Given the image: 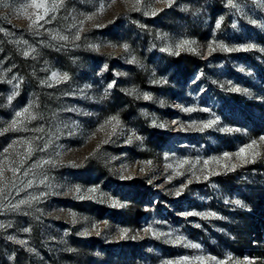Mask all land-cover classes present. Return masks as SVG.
Returning <instances> with one entry per match:
<instances>
[{
    "label": "rangeland",
    "instance_id": "rangeland-1",
    "mask_svg": "<svg viewBox=\"0 0 264 264\" xmlns=\"http://www.w3.org/2000/svg\"><path fill=\"white\" fill-rule=\"evenodd\" d=\"M24 2H0V129L29 103L37 117L20 118L21 130L0 135V166L8 183L0 196V224L5 226L0 227V264H159L181 255L224 259L226 254L264 264V145L254 163L233 172L224 174L210 165L222 174L203 179L207 170L200 171L203 159L235 152L264 136V52L217 50L209 55L207 49L213 39L229 46L264 47V0H235L239 10L229 7L227 0H174L170 7L163 0H144L142 11L131 10L125 0H115L111 7V0H103L106 11L84 24L79 40L73 39L78 22L96 12L102 0H65L55 19L41 21L38 30H29L28 19L16 11ZM151 8L162 11L145 15ZM57 35L69 39H54ZM181 39L195 40L199 54L161 51ZM125 43L130 46L127 51ZM90 44L100 45L99 51ZM31 49V55L22 54ZM52 72L67 73L69 79L57 83L50 79ZM233 86L248 89V94L227 90ZM13 93L18 94L9 103ZM145 93L152 98L144 99ZM180 105L209 108L220 117L218 128L241 131L180 130L181 123L187 128L193 120L211 118V113L199 110L185 113ZM113 115L121 121L118 134L90 156L111 128L91 133ZM154 119L168 127L153 126ZM132 131L143 140L125 143ZM13 141L17 144L9 147ZM25 141L34 148L27 158ZM165 153L175 155L165 159ZM184 158L201 159L195 168L200 180L187 171L189 165L179 167L186 175H175L177 160ZM149 160L151 165L142 163ZM170 163L172 169L167 168ZM11 167L20 168L15 177ZM122 174L133 178L121 180ZM188 179L193 182L180 196L174 195ZM74 185L99 186L105 202L76 199L69 191ZM31 197L39 199L13 209ZM109 198L127 206L114 208ZM236 199L245 207L232 203ZM69 210L77 214L75 223ZM184 212L217 216L181 215ZM97 222L100 235L92 228ZM150 224L202 247L186 248L145 235L143 228ZM85 228L92 234L78 235ZM118 228H129V235L138 233V238L116 239ZM9 236L27 244H17Z\"/></svg>",
    "mask_w": 264,
    "mask_h": 264
},
{
    "label": "snow or ice",
    "instance_id": "snow-or-ice-1",
    "mask_svg": "<svg viewBox=\"0 0 264 264\" xmlns=\"http://www.w3.org/2000/svg\"><path fill=\"white\" fill-rule=\"evenodd\" d=\"M0 2H2V0H0ZM163 2L166 3L167 6L170 7L172 5V3H174V0H163ZM113 3H115V0H111V3L107 4V7H111ZM125 3L130 4L131 10H133V11H142V8L140 6L144 3V0H125ZM227 4L229 7L239 10V5L235 2V0H227ZM64 5H65V0H25V2L23 4H21L20 7L18 9H16V11L28 19V21L30 22L29 26H28L29 30H38L39 28L43 27V24L41 23V21H43L44 23H50L51 20L49 18L55 19V14L60 10V8L64 7ZM30 10H32V11H30ZM105 11H106V4L102 0V2L99 4V7H98L96 12H93L90 14H85L84 18L78 22L79 27L77 28V31H76L75 35L73 36V39L79 40L81 38L80 33L84 31V27H83L84 24L88 21H93L98 15H102ZM157 11H162V9L151 8L150 11L145 10L144 14L154 16L157 14ZM223 19H224V17L221 16L219 18V20H217L216 25H215L216 29H219L221 27ZM250 22L253 24L257 23V21H255V20H252ZM73 27H76V25L74 24ZM95 27H102V25L96 24ZM141 27H145V26L141 25ZM233 27H235V25H233ZM0 31H3V29H0ZM165 36H166V34H165ZM53 38L65 40V41H67L69 39V37L66 35H64V36L57 35V36H54ZM160 38L163 39L165 37H160ZM25 43H27V42L25 41ZM194 45H196L195 40L181 39L175 43L174 47L172 45H169V46L161 49V51H165L171 55H176V56L180 55L181 51H188V52L199 54V46H194ZM89 47L99 51L100 45L90 44ZM122 47L127 51L130 46L127 43H125L122 45ZM207 49H208L209 55H211L213 52H215L217 50L224 51V52H234V51H249V50L259 49V51L264 52V47H260L259 45L255 44V43L234 44L232 46H229L224 41H217L215 39H213L212 41H210L208 43ZM34 51H35V49L25 50V51H23L22 54L27 57V56L31 55L32 52H34ZM131 62L135 63L136 58L132 57ZM105 68H107V65H105ZM117 75H119V73H117ZM50 79L57 82V83H60L63 81H67L69 79V76L67 73L61 74L58 72H52ZM164 82L166 83V81H164ZM41 83L47 84L48 81H42ZM228 83H231V82H228ZM114 85H115V81H113L107 85V87L105 88V95H107L108 90L113 88ZM221 87H223V85H221ZM227 90L232 91V92H237V93L248 94V89L241 88L239 86H233L231 88H228ZM16 94H18V93H13V95H10L7 98L9 103H11V101L14 99ZM130 94H131V92H130ZM143 98L148 100V99H151L152 97L149 94L145 93L143 95ZM161 103H163V102H161ZM178 107H180L181 110L185 113H192V112L198 111V110L211 113V109H209V108L197 109L194 107H184L182 105H180ZM32 108H33V104L29 103L28 106L24 107L20 111H17L15 113V118L11 121L9 126L7 128L0 129V135L4 134L5 132H8V131H19V130H21L18 126L23 123V120H21L20 118H25L27 120L36 119L37 118L36 115L31 112ZM172 123L175 124V123H177V121H173ZM219 123H220V117L216 116L215 113H211V118H209L207 120H201L199 122L193 120L187 128L183 125V123H181L180 124V130L188 131L189 129H191V130L198 131V132H204L207 129L215 128L217 131H222V132L241 131L238 128H231V127L218 128L217 125ZM153 126L160 127V128L168 127V125H166L164 123L157 124L155 119L153 120ZM108 127L111 128V131L106 134L105 139L100 141V144L97 145L96 150H94L93 152H91L89 154L90 156H95L96 151L99 150V148L102 144L109 143L111 141V137L118 134V130L121 128V121H120V118L118 115H113V116L108 117L106 120H104L103 123H101L98 126V128L96 129L95 132L91 133V135L94 136L96 134V132H105ZM36 131H43V129L38 128V129H36ZM133 139L143 140V137L137 135L134 131H132V134L127 136L125 143L131 144V143H133ZM24 143L27 145L26 152L24 153L25 157L27 158L33 153L34 148H33L31 141H25ZM16 144H17V141H13L12 144L9 145V147H13ZM261 145H264V136L259 137L258 140L253 139L249 143L240 146L238 148V150L235 152L225 151L220 155L210 156L207 159H203V161H202L203 168H201L200 171L204 172L205 170H207V175H204L203 179H208L209 176H211V175L222 174L220 171H216L215 169L210 167V165H215L216 168L222 169L223 173L226 174L228 172H233L237 168L243 167L244 165L254 163L256 158L261 155V152H260ZM7 152H8V148H5L4 153H7ZM174 155H175L174 153L173 154L165 153V159H169L170 156H174ZM87 158L88 157H85V159H87ZM113 159H117V157H113ZM5 160H7V157H5ZM24 162H25L24 160H21L20 164L22 165ZM45 163H53V161H46ZM142 163L145 165H151L152 161L149 160V161H144ZM176 163L178 165L176 172H175L176 176L186 175L185 172L179 171V167L189 165L187 171L191 172L192 176L195 177L196 180L201 179V176H197L196 171H195L196 165L201 163L200 158H197L195 160V162H193L192 160H190L188 158H184L181 160H177ZM73 166H77V165H75V163L73 162ZM122 167H125V170H126V166H122ZM167 168L172 169L173 164H171V163L168 164ZM10 170L13 173V177H15V174L20 171V168L19 167H11ZM143 171H144V168L142 167L141 172H143ZM25 174H27V173H25ZM119 178L121 180H129V179H132L133 176L122 174V175H120ZM173 178L174 177L171 175L168 177L169 180H171ZM0 181H4L2 183V185H0V196H2L8 187V183L5 181V170L2 166H0ZM148 182L151 183V180H149ZM192 182H193L192 179H188L186 183H182L181 186L175 191L174 195L180 196L182 194V192ZM41 183H43V181H41ZM30 184H31V181H29V186H30ZM69 191L72 192L73 195H75V198L78 200H85V199L97 200V199H99V201L101 203L105 202L103 199L105 196V193L100 191L99 186H93V187H89L87 189H82L80 185H74L71 189H69ZM41 195H43V194H41ZM38 199H39V197H31L30 199H27V200H20V201H18V203L16 205H13L12 207H13V209H18L20 207V205L31 206L32 201L38 200ZM108 202L110 203V206H112L114 208H123V207L127 206L125 203H122L121 201H119L118 199H115V198H109ZM232 203H234L237 206L245 207L243 201H241L239 199L232 201ZM68 214L72 217L73 223H75L77 214L75 212H72L71 210H69ZM181 215H183V216L197 215V216H203V217L207 218V217H216L217 213H215V212H184V213H181ZM84 219H87V218H84ZM103 223L105 225L108 224L107 221H104ZM155 223H159V222H155ZM0 227H5V226L0 224ZM92 228L95 230L96 235H100V223H98V222L93 223ZM23 231L24 232H31V228H24ZM131 231L132 230L129 228H118V236L116 237V239H132V240L137 239L138 233H137V235H131L130 236L129 233ZM143 232L145 235L151 236V237L156 238V239L166 238V242L173 244V245H182L183 247L191 248V249H201V247H202L201 244L193 243V242L189 241L187 239V237H185L183 235H173L172 232L160 231L159 229L154 227V225H152V224L144 227ZM91 234H92V232L88 228H85L83 231L78 233V235H80V236H89ZM140 238H142V237H140ZM8 239L12 240L15 243L20 244V245H26L27 244L26 240L17 239L15 236H9ZM28 250L29 251H35L34 249H28ZM68 251H74V249L69 248ZM159 264H256V262H255V260H253L249 257H245L244 260H239V259L233 258V256L231 254H226L224 259H220L214 255H194V256L181 255V256H177L175 258L162 259L159 262Z\"/></svg>",
    "mask_w": 264,
    "mask_h": 264
},
{
    "label": "trees",
    "instance_id": "trees-1",
    "mask_svg": "<svg viewBox=\"0 0 264 264\" xmlns=\"http://www.w3.org/2000/svg\"><path fill=\"white\" fill-rule=\"evenodd\" d=\"M189 66V64H187Z\"/></svg>",
    "mask_w": 264,
    "mask_h": 264
}]
</instances>
